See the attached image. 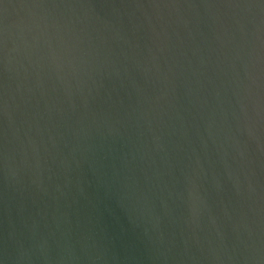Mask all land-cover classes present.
Returning a JSON list of instances; mask_svg holds the SVG:
<instances>
[{
    "label": "water",
    "instance_id": "95a60500",
    "mask_svg": "<svg viewBox=\"0 0 264 264\" xmlns=\"http://www.w3.org/2000/svg\"><path fill=\"white\" fill-rule=\"evenodd\" d=\"M0 264H264V0H0Z\"/></svg>",
    "mask_w": 264,
    "mask_h": 264
}]
</instances>
